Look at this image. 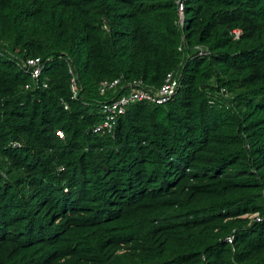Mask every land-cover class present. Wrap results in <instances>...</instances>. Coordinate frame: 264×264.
Listing matches in <instances>:
<instances>
[{
	"label": "trees",
	"instance_id": "1",
	"mask_svg": "<svg viewBox=\"0 0 264 264\" xmlns=\"http://www.w3.org/2000/svg\"><path fill=\"white\" fill-rule=\"evenodd\" d=\"M185 14L181 28L176 0H0V264H264V0ZM37 56L48 87L27 91L18 62ZM179 68L170 101L93 131L102 80L160 87Z\"/></svg>",
	"mask_w": 264,
	"mask_h": 264
},
{
	"label": "built area",
	"instance_id": "2",
	"mask_svg": "<svg viewBox=\"0 0 264 264\" xmlns=\"http://www.w3.org/2000/svg\"><path fill=\"white\" fill-rule=\"evenodd\" d=\"M186 2L187 0H176L181 28L185 26ZM241 32V29H235L233 31L234 37L239 38ZM195 52L198 56H205L209 54L208 48L204 45H197ZM45 64L46 60L40 56L19 59L18 65L22 68V70L29 74L31 78V81L25 85V90H38L48 87V80L43 77ZM70 73H72L71 88L74 93L73 98H76L79 91L76 74L73 69H70ZM182 75L183 70L181 68L168 72L164 83L160 87L149 86L144 83L142 79H134L128 82H124L122 78L102 80L99 83L100 94L107 95L111 93L113 95L109 98V100L101 103V113L103 114L104 119L100 124L94 127L93 131L95 133H99L101 131L112 132L119 117L126 112L127 108L132 103L148 102L159 105L167 103L177 93L181 85ZM222 93L225 98L224 104L228 106L229 103L227 99L230 97V94L226 92L225 89H222ZM211 102L214 103V100H211ZM65 108L68 109L69 105L65 104ZM56 133L59 137L64 138V132L62 130H57ZM13 144L15 146H20L17 142ZM0 172L4 174V171L1 168ZM249 217L254 218L257 221L262 220V217L258 213L249 215ZM233 240V234L226 238V241L229 243H232Z\"/></svg>",
	"mask_w": 264,
	"mask_h": 264
},
{
	"label": "clouds",
	"instance_id": "3",
	"mask_svg": "<svg viewBox=\"0 0 264 264\" xmlns=\"http://www.w3.org/2000/svg\"><path fill=\"white\" fill-rule=\"evenodd\" d=\"M250 215H252V214H250ZM245 216H249V215H245ZM251 218V217H250Z\"/></svg>",
	"mask_w": 264,
	"mask_h": 264
}]
</instances>
